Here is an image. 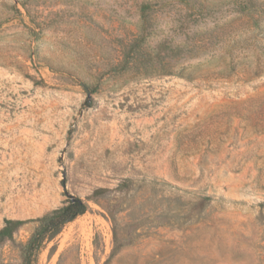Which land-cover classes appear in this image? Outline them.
Listing matches in <instances>:
<instances>
[{
  "label": "rangeland",
  "instance_id": "rangeland-1",
  "mask_svg": "<svg viewBox=\"0 0 264 264\" xmlns=\"http://www.w3.org/2000/svg\"><path fill=\"white\" fill-rule=\"evenodd\" d=\"M66 192L38 264H264V0H0V228Z\"/></svg>",
  "mask_w": 264,
  "mask_h": 264
},
{
  "label": "trees",
  "instance_id": "trees-1",
  "mask_svg": "<svg viewBox=\"0 0 264 264\" xmlns=\"http://www.w3.org/2000/svg\"><path fill=\"white\" fill-rule=\"evenodd\" d=\"M108 188H97L93 195H101L108 192ZM65 203L53 211L38 218L17 219L5 218L3 226L0 228V242L11 239L14 233L23 225L30 221H36L37 226L28 241L21 249V264H38V255L48 243L53 241L63 228L78 216L83 215L89 209L86 199L72 195L68 192ZM57 249V244H53L50 253Z\"/></svg>",
  "mask_w": 264,
  "mask_h": 264
}]
</instances>
